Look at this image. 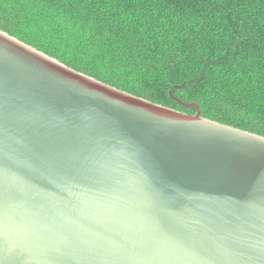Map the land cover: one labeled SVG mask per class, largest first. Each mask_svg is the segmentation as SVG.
<instances>
[{"label":"water","instance_id":"water-1","mask_svg":"<svg viewBox=\"0 0 264 264\" xmlns=\"http://www.w3.org/2000/svg\"><path fill=\"white\" fill-rule=\"evenodd\" d=\"M190 104L0 29V264H264V136Z\"/></svg>","mask_w":264,"mask_h":264},{"label":"trees","instance_id":"trees-1","mask_svg":"<svg viewBox=\"0 0 264 264\" xmlns=\"http://www.w3.org/2000/svg\"><path fill=\"white\" fill-rule=\"evenodd\" d=\"M0 29L120 90L264 136V0H0Z\"/></svg>","mask_w":264,"mask_h":264}]
</instances>
